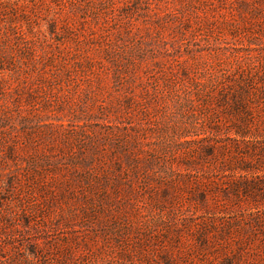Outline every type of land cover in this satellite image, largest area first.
Segmentation results:
<instances>
[{
  "label": "rangeland",
  "instance_id": "obj_1",
  "mask_svg": "<svg viewBox=\"0 0 264 264\" xmlns=\"http://www.w3.org/2000/svg\"><path fill=\"white\" fill-rule=\"evenodd\" d=\"M0 264H264V0H0Z\"/></svg>",
  "mask_w": 264,
  "mask_h": 264
},
{
  "label": "trees",
  "instance_id": "obj_2",
  "mask_svg": "<svg viewBox=\"0 0 264 264\" xmlns=\"http://www.w3.org/2000/svg\"><path fill=\"white\" fill-rule=\"evenodd\" d=\"M242 85L240 84L237 93L233 94V106L234 109H237L243 114L249 108V101L251 96L253 95V91L250 89L249 85Z\"/></svg>",
  "mask_w": 264,
  "mask_h": 264
}]
</instances>
